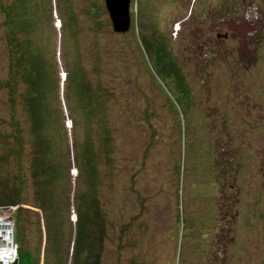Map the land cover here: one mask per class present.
<instances>
[{"label": "rangeland", "instance_id": "rangeland-1", "mask_svg": "<svg viewBox=\"0 0 264 264\" xmlns=\"http://www.w3.org/2000/svg\"><path fill=\"white\" fill-rule=\"evenodd\" d=\"M130 18L0 0V264H264V0Z\"/></svg>", "mask_w": 264, "mask_h": 264}, {"label": "water", "instance_id": "water-1", "mask_svg": "<svg viewBox=\"0 0 264 264\" xmlns=\"http://www.w3.org/2000/svg\"><path fill=\"white\" fill-rule=\"evenodd\" d=\"M131 0H105L114 30L127 31L130 26Z\"/></svg>", "mask_w": 264, "mask_h": 264}, {"label": "trees", "instance_id": "trees-1", "mask_svg": "<svg viewBox=\"0 0 264 264\" xmlns=\"http://www.w3.org/2000/svg\"><path fill=\"white\" fill-rule=\"evenodd\" d=\"M17 58L18 59H22V60H24L22 57H21V55H20V52H19V54H18V56H17ZM13 78H14V75H13ZM87 100H89V99H87ZM90 102H92L91 100H89ZM4 159V158H3ZM5 160V159H4ZM41 179V178H40ZM13 197V198H12ZM5 199H11V201H16V200H18V197H17V199H15L14 198V196H6L3 200H2V198H0V200H1V202L2 201H4ZM11 203V202H10ZM179 208H180V210H182V206H179ZM99 209H100V206L98 205V204H96V203H94V205H93V208L91 209V211H92V213L94 214V215H98L99 213H100V211H99ZM13 215V221H14V225H15V227H16V217H14L15 215H14V213L12 214ZM182 218H183V216H182ZM178 220H179V218H178ZM82 231H83V229H81L80 231H79V234H80V236H81V234H82ZM14 232H15V229H14ZM76 234H77V232H76ZM80 238V237H79ZM80 240H83L82 238L80 239ZM16 243H17V255H18V263L19 262H21L20 261V258H21V256H20V252H21V250L22 251H26L25 249H27L26 247L24 248V247H22L21 246V243H20V241H19V244H18V242H17V240H16ZM80 243H78L77 245H79ZM74 246L76 247V240H75V243H74ZM84 247V246H83ZM93 252H95V251H93ZM93 252H91L92 254H93ZM91 253H89L83 260H82V258L81 257H78L77 255L75 256V257H73L72 259H71V264H90L89 263V260L91 259V257L90 256H92V254ZM26 255V254H25ZM27 256V255H26ZM90 257V258H89ZM27 258V257H26ZM26 258H24V260H25V262L26 263H32V264H34V260H33V258H31V259H26ZM86 259V260H85Z\"/></svg>", "mask_w": 264, "mask_h": 264}, {"label": "clouds", "instance_id": "clouds-1", "mask_svg": "<svg viewBox=\"0 0 264 264\" xmlns=\"http://www.w3.org/2000/svg\"><path fill=\"white\" fill-rule=\"evenodd\" d=\"M132 1V0H131ZM243 1V0H242ZM247 3V2H246ZM234 8H236V6L234 5ZM12 215V214H11ZM13 215L12 216H5V215H3L2 214V220H7V218H10L11 220H13ZM2 223V226H4V222L3 221H1ZM14 222V221H13ZM6 224V223H5ZM13 232V231H12ZM12 232H11V240L13 241V247L15 248H13L12 246H11V248L13 249V254H12V256H5V257H3V254H2V252H3V250H2V248L0 247V249H1V253H0V261H4V262H17L18 261V255H17V243H16V241L14 240V237H13V234H12ZM7 246H10V244H7ZM14 250H15V255H14ZM13 256H15V261H11V259L10 258H12Z\"/></svg>", "mask_w": 264, "mask_h": 264}, {"label": "built area", "instance_id": "built-area-1", "mask_svg": "<svg viewBox=\"0 0 264 264\" xmlns=\"http://www.w3.org/2000/svg\"><path fill=\"white\" fill-rule=\"evenodd\" d=\"M1 221H3L4 223V226H0V236L2 237V238H4V237H6V233H10V231L12 232V229H11V219L10 218H7V220H1ZM0 221V222H1ZM2 223V222H1ZM5 223L6 224H8L9 226H10V228L9 229H6V227H5ZM3 232V233H2ZM9 244H10V246H12L13 247V241L11 240V238H9ZM15 247V246H14ZM13 247V248H14ZM15 249V248H14ZM0 253H1V249H0ZM14 255H15V250H14ZM12 258H15V256H13Z\"/></svg>", "mask_w": 264, "mask_h": 264}, {"label": "bare ground", "instance_id": "bare-ground-1", "mask_svg": "<svg viewBox=\"0 0 264 264\" xmlns=\"http://www.w3.org/2000/svg\"><path fill=\"white\" fill-rule=\"evenodd\" d=\"M0 220H2V219H0ZM6 225V224H5ZM8 225V224H7ZM0 226H2V224H1V222H0ZM8 228H9V225H8ZM3 233V232H2ZM8 235H10V233H8ZM2 254H3V252H2ZM3 257H4V254H3Z\"/></svg>", "mask_w": 264, "mask_h": 264}]
</instances>
